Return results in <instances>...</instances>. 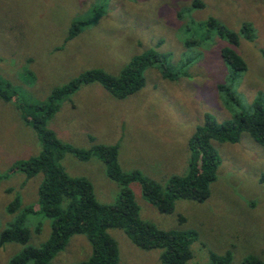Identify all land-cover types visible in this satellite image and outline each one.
Masks as SVG:
<instances>
[{
	"label": "rangeland",
	"instance_id": "1",
	"mask_svg": "<svg viewBox=\"0 0 264 264\" xmlns=\"http://www.w3.org/2000/svg\"><path fill=\"white\" fill-rule=\"evenodd\" d=\"M209 18L233 33L245 22L252 24L254 40L240 38L235 48L246 72L237 74L223 61L220 50L228 42L204 26ZM74 21L81 22L80 31L65 40ZM147 50L165 56L185 76L170 81L148 68L144 87L124 99L97 83L82 85L53 102L58 110L45 127L81 150L118 145L123 173L136 171L165 187L171 176L187 173L188 142L206 115L218 123L234 121L255 98H264V0H0V80L14 94L10 102L0 99V234L19 225L30 234L26 245L0 246V264L26 246L40 247L50 235V220L39 213L37 201L43 175L28 179L11 171L42 149L17 105L48 104L55 90L90 69L119 76L132 57ZM218 84L229 87L235 100L225 101ZM211 145L220 165L209 198L176 200L173 213L163 214L144 199L135 181L128 187L139 219L162 231H194L188 264H209L212 254L226 252L230 264L247 257L264 263V147L246 133L236 144ZM59 165L67 177L88 180L99 204L117 201L120 186L96 155L83 160L66 153ZM15 201L19 206L12 213L9 205ZM108 234L117 243L120 264H160L162 250L137 248L122 229ZM90 255L86 237L75 235L49 264H80Z\"/></svg>",
	"mask_w": 264,
	"mask_h": 264
},
{
	"label": "trees",
	"instance_id": "2",
	"mask_svg": "<svg viewBox=\"0 0 264 264\" xmlns=\"http://www.w3.org/2000/svg\"><path fill=\"white\" fill-rule=\"evenodd\" d=\"M197 8H203L201 2H194ZM204 26L212 29L218 38L228 42L220 50L221 57L229 69L237 74L246 72L245 61L236 53L240 38L250 42L254 40V28L251 23H243L237 33L223 27L215 19L204 21ZM81 22L74 21L69 29V38L80 30ZM167 58L153 50H147L134 56L122 69L119 76H111L101 69L94 68L81 73L61 89L55 90L48 104L41 106H19L22 119L36 133L41 143V152L14 164L11 171L23 172L28 179L41 173L43 180L38 188L39 213L50 220V235L40 247L26 246L19 254L11 258L8 264H49L57 253L68 244L75 235H83L91 247V255L80 264H120L116 241L108 234L109 229H122L130 241L139 249L162 250L160 264H188L192 259L191 244L197 240L192 230L162 231L139 219V210L128 185L139 181L142 195L151 205L163 214H172L174 202L179 199L202 203L210 196V185L217 178L220 159L211 145V141L236 144L242 133H246L259 146L264 147V98L258 96L249 105L246 112L239 114L234 121L218 123L212 116L206 115L203 126L198 127L188 142V171L183 176H171L165 187L144 177L139 172L125 174L117 162L118 145H94L88 150L73 148L60 142L54 132L45 126L52 119L58 107L53 104L64 94L77 91L82 85L97 83L118 99H124L140 91L145 85L144 72L148 68L159 71L166 80H175L185 76L184 72L171 68ZM218 92L225 101L235 100L231 89L223 84L217 85ZM11 85L0 80V99L12 100ZM90 141H93L90 137ZM70 153L86 160L96 155L106 166L107 176L117 182L120 193L112 205L99 204L93 194L91 183L84 178L67 177L59 165L64 154ZM264 180V175L262 176ZM19 201L9 205V211L18 209ZM180 223L184 222L179 217ZM30 239L28 229L10 226L0 234V246L6 243L26 245ZM209 264H230L231 254L222 256L212 254ZM242 264H264L260 259L247 257Z\"/></svg>",
	"mask_w": 264,
	"mask_h": 264
}]
</instances>
